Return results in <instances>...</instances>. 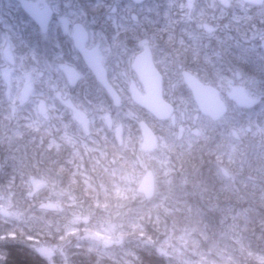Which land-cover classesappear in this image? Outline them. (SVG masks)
<instances>
[{
  "label": "clouds",
  "instance_id": "clouds-1",
  "mask_svg": "<svg viewBox=\"0 0 264 264\" xmlns=\"http://www.w3.org/2000/svg\"><path fill=\"white\" fill-rule=\"evenodd\" d=\"M34 5L0 0V39L77 63L50 101L76 134L0 153V264H264V0L231 4L259 19L250 39L191 57Z\"/></svg>",
  "mask_w": 264,
  "mask_h": 264
},
{
  "label": "trees",
  "instance_id": "trees-1",
  "mask_svg": "<svg viewBox=\"0 0 264 264\" xmlns=\"http://www.w3.org/2000/svg\"><path fill=\"white\" fill-rule=\"evenodd\" d=\"M64 2L68 3L74 10H78L81 15H86L89 20L106 21L111 31L128 36L146 34L163 52L168 53L175 50L185 52L189 57L197 54L208 43L206 37L209 35L202 32L201 24H203V20H200V18H205V22H208L210 26L222 23V25L229 27L233 37L240 39L242 43L244 40L241 37L251 38L252 25L258 26L260 24L259 19L248 20L244 10L229 7L225 11H221L220 4H209L210 2L207 0H197L194 5L196 18L193 20H188V18L182 16L184 14V0H148L141 5H135L131 0H64ZM238 29L243 31L241 35L235 33ZM217 32L215 31V33ZM16 54L17 57H20L17 52ZM37 55L39 59H42L45 54L41 50ZM63 63L70 66L76 64L73 61ZM46 66H48L47 70L45 69L48 79L54 65L50 60H47ZM73 66H76V69L80 72L78 65ZM7 107L0 97V153L9 145L20 147L22 151L28 152L38 151V146H49V141H47L50 140V133H47L49 124L46 121L45 123L40 121V127L43 125L40 130L34 129L31 124L29 127L26 126L25 122H17L16 126L19 131H29L30 134L16 136L13 134L14 127L9 121ZM70 117L63 119L67 121ZM69 127H75L71 120ZM37 128H39L38 124ZM57 143L50 145L53 153L56 150L55 145ZM16 259L18 264H33L25 254H17Z\"/></svg>",
  "mask_w": 264,
  "mask_h": 264
},
{
  "label": "rangeland",
  "instance_id": "rangeland-1",
  "mask_svg": "<svg viewBox=\"0 0 264 264\" xmlns=\"http://www.w3.org/2000/svg\"><path fill=\"white\" fill-rule=\"evenodd\" d=\"M207 1L210 2L209 4H220L221 11H225L226 9L231 7V4L233 3H238L241 5L243 3H246V0H228L229 6L226 7L225 4L222 3V0ZM196 2L197 0H184V14L182 16H185L186 18H188V20L195 19L196 16L194 12V5L196 4ZM213 9L215 10V8ZM238 9L241 11L243 10L239 7ZM71 12L73 16L81 15L78 10H74L73 8H71ZM201 19L203 20V24H201L203 33H207V35L209 36L228 35L233 37V33L230 32V28L222 25V23L219 25L214 24L213 26H210L208 22H205V18H200V20ZM218 26L219 28H217ZM215 31L218 32L215 33ZM242 32L243 31L241 30L240 35L242 34ZM235 33L238 32L235 31ZM250 35L252 36V33ZM240 42L242 43V41ZM46 64L47 60L45 58L39 59L38 55L34 56L29 54L25 55L23 58L21 56L17 57L14 48L7 47L4 44L3 40L0 39V97L2 99V102H5V104L8 106L7 111L9 112V121L14 127L13 134L16 136L30 134L29 131H19L16 126L17 122H25L26 126L29 127L31 124L34 129L40 130L43 126L42 125L40 127V121H43V123H45L46 117L50 112L48 104L49 98L47 96L50 77L47 80L45 69L47 70L48 66H46ZM73 65H77V63L72 64L71 66L67 64H58L56 67L54 66L51 75L52 77H54V80L57 81L59 91L61 90V88L63 89L61 84H64V82H68L65 77L67 76V68L77 70L76 66ZM37 123L39 128L36 127ZM53 132L54 131H51L52 135ZM47 133L49 132L47 131Z\"/></svg>",
  "mask_w": 264,
  "mask_h": 264
},
{
  "label": "flooded vegetation",
  "instance_id": "flooded-vegetation-1",
  "mask_svg": "<svg viewBox=\"0 0 264 264\" xmlns=\"http://www.w3.org/2000/svg\"><path fill=\"white\" fill-rule=\"evenodd\" d=\"M59 64H65V63L61 62ZM57 65H58V63L54 66L56 67ZM67 65H69V64H67ZM53 69H54V67L51 68L50 75L48 76V79L50 77V82H49V88H48V92H47V96L49 98L48 104H49V108H50V112H49L48 116L46 117V122L49 124L48 132L50 133V136H49L50 140H47V141H49V146L51 144L53 145V143H55V142L59 143L62 140V138H70L76 134V128L75 127H73V128L69 127L70 120H71L70 115L65 113L64 110L62 108H60L59 106L54 108L52 103L50 102L51 97L58 95V94H60V95L63 94V89L61 88V90L59 91L58 83H57V81L54 80V77H52V75H51V72L53 71ZM70 69L71 68H67V70H66L67 76H65V77H66L67 81H70V78L68 75V71ZM61 85L63 87V84H61ZM65 117H70V118L67 121H64L63 118H65ZM37 124H36V127H37ZM51 131H54L53 135L51 134Z\"/></svg>",
  "mask_w": 264,
  "mask_h": 264
},
{
  "label": "water",
  "instance_id": "water-1",
  "mask_svg": "<svg viewBox=\"0 0 264 264\" xmlns=\"http://www.w3.org/2000/svg\"><path fill=\"white\" fill-rule=\"evenodd\" d=\"M135 5H141V4H144L147 0H131ZM31 2L34 4H38L39 0H31ZM141 69L143 71V74H144V77L145 79H150V76H151V72H150V64L147 60H144L141 62ZM68 75H69V78H70V81H75L79 78V73L75 70V69H70L68 71ZM192 87L193 88H196L197 87V84L195 82L192 83ZM205 100V103H207L209 106L212 105L213 103V100L211 97L209 96H206L204 98Z\"/></svg>",
  "mask_w": 264,
  "mask_h": 264
},
{
  "label": "snow or ice",
  "instance_id": "snow-or-ice-1",
  "mask_svg": "<svg viewBox=\"0 0 264 264\" xmlns=\"http://www.w3.org/2000/svg\"><path fill=\"white\" fill-rule=\"evenodd\" d=\"M23 3L25 5V7H28V8H33L34 11L37 13V14H40V9L38 8V6H35L31 0H23Z\"/></svg>",
  "mask_w": 264,
  "mask_h": 264
}]
</instances>
